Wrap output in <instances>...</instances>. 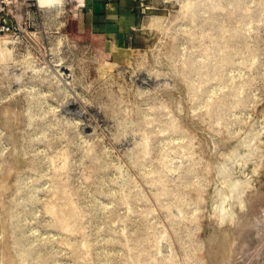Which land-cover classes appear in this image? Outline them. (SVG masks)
<instances>
[{"label": "rangeland", "instance_id": "374dc122", "mask_svg": "<svg viewBox=\"0 0 264 264\" xmlns=\"http://www.w3.org/2000/svg\"><path fill=\"white\" fill-rule=\"evenodd\" d=\"M130 4L0 37V264H264V0Z\"/></svg>", "mask_w": 264, "mask_h": 264}, {"label": "built area", "instance_id": "2783aa9c", "mask_svg": "<svg viewBox=\"0 0 264 264\" xmlns=\"http://www.w3.org/2000/svg\"><path fill=\"white\" fill-rule=\"evenodd\" d=\"M61 8L41 9L36 0H0V37L23 40L32 33L34 15L60 17ZM58 21V20H57Z\"/></svg>", "mask_w": 264, "mask_h": 264}, {"label": "crops", "instance_id": "0c3cea01", "mask_svg": "<svg viewBox=\"0 0 264 264\" xmlns=\"http://www.w3.org/2000/svg\"><path fill=\"white\" fill-rule=\"evenodd\" d=\"M114 6L113 9H109L106 5V0H83V6H81V0L79 2V11L82 19L94 22L93 28L102 31H113L117 34H123L121 29L123 26V18L128 15L131 0H109Z\"/></svg>", "mask_w": 264, "mask_h": 264}, {"label": "clouds", "instance_id": "9594fccd", "mask_svg": "<svg viewBox=\"0 0 264 264\" xmlns=\"http://www.w3.org/2000/svg\"><path fill=\"white\" fill-rule=\"evenodd\" d=\"M64 0H38L39 7L41 9H54L63 6ZM81 6H83V0H81Z\"/></svg>", "mask_w": 264, "mask_h": 264}, {"label": "bare ground", "instance_id": "6f19581e", "mask_svg": "<svg viewBox=\"0 0 264 264\" xmlns=\"http://www.w3.org/2000/svg\"><path fill=\"white\" fill-rule=\"evenodd\" d=\"M37 4H38V0H36ZM39 5V4H38Z\"/></svg>", "mask_w": 264, "mask_h": 264}]
</instances>
